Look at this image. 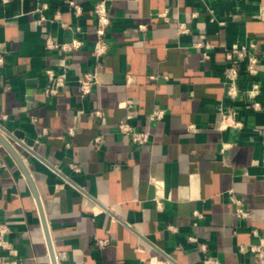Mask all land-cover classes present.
I'll list each match as a JSON object with an SVG mask.
<instances>
[{
    "label": "crops",
    "instance_id": "1",
    "mask_svg": "<svg viewBox=\"0 0 264 264\" xmlns=\"http://www.w3.org/2000/svg\"><path fill=\"white\" fill-rule=\"evenodd\" d=\"M74 1L80 15L67 0H47L39 23L38 0H0V133L39 193L57 264H205L207 256L258 264L240 247L256 241L254 229L264 236V133L257 130L264 125V56L261 110L241 98L243 128L218 126L230 104L225 48L252 39L264 52V0H111L101 83L87 96L78 81L93 66L95 0ZM48 35L84 44L72 53L49 51ZM201 39L212 45L208 58L194 47ZM48 67L65 79L54 95L45 93ZM156 107L166 115L151 122ZM122 119L149 129L151 142L136 145L120 134ZM223 141L232 143L225 152ZM1 153L0 221L11 229L13 249L0 254L53 264L31 185L11 153ZM230 193L249 217H237Z\"/></svg>",
    "mask_w": 264,
    "mask_h": 264
},
{
    "label": "built area",
    "instance_id": "2",
    "mask_svg": "<svg viewBox=\"0 0 264 264\" xmlns=\"http://www.w3.org/2000/svg\"><path fill=\"white\" fill-rule=\"evenodd\" d=\"M6 1V0H3ZM69 5L74 9L75 15H80L82 9L81 6L74 0H67ZM110 1L111 0H95L94 3V15H95V27L96 40L93 45V66L90 69L83 71L78 81V89L81 96L89 95L93 88L101 83L100 75L104 70V56L108 52L109 44L107 42L106 33L111 24L110 16ZM49 4L47 0H38L36 11L40 14L38 19L39 23L46 20L44 12L48 10ZM164 15V13H163ZM261 16L264 17V9L261 11ZM54 19L59 18L58 13L54 14ZM213 19V18H212ZM224 24V21L220 22ZM63 27L68 29H74L73 26L62 23ZM76 30H80V27H76ZM179 32L184 33L188 29L184 23H180L178 27ZM204 38V37H203ZM84 44V41L79 37H72L69 40L59 42L50 35L45 38V48L49 51H58L60 53H72L80 49ZM212 45L203 39L194 43V47L202 50L205 58L209 57L207 49ZM263 54V55H261ZM226 67L223 72V83L225 86V97L229 101V106L221 112V119L218 128L225 130L227 128L241 129L244 123L238 117V110L236 103L243 99L247 108L253 110H261L262 105L258 100V96L261 92V84L259 82L260 75V62L261 56H264V52L260 53L258 50V42L256 40H249L246 43H233L229 47L225 48ZM6 54L0 52V66L5 65ZM45 75L47 77V86L45 93L48 95L56 94L59 89L64 85L65 79L62 73L57 72L53 68H46ZM154 78V75H150ZM127 107H132V102L128 100ZM97 116L101 115V111H94ZM166 115V110L163 107H156L152 109L149 114V120L156 122L163 119ZM32 120H36L32 117ZM117 130L120 134L129 137V139L136 145L148 144L152 140V134L149 129L138 128L126 119H122L117 123ZM257 130L264 133V125L257 127ZM74 128L70 127L69 132L73 133ZM46 133V130L43 131ZM94 142L100 140V136L94 137ZM21 144V142H20ZM232 146L230 142L222 143L221 151L225 152ZM3 145L0 143V168L6 167L5 160L1 153ZM264 164V153H263ZM72 168L75 171H79L80 167L77 164H72ZM230 200L235 205L236 215L239 218L249 217V211L244 208L243 201L230 193ZM157 204L160 206L161 201L156 199ZM195 219L202 217V214L195 210ZM196 224V221L194 222ZM11 229L5 222L0 221V252H11L13 249L12 242L7 238ZM253 235L256 238L255 242L249 245L240 247V251L243 253H249L257 258L258 264H264V236H262L256 229L253 231ZM191 240H196L195 237H190ZM108 240H97L98 244H104ZM201 248L206 249L205 245H201ZM205 264H217L216 259L211 256H207L204 260ZM0 264H20V259L12 254L2 255L0 254Z\"/></svg>",
    "mask_w": 264,
    "mask_h": 264
},
{
    "label": "water",
    "instance_id": "3",
    "mask_svg": "<svg viewBox=\"0 0 264 264\" xmlns=\"http://www.w3.org/2000/svg\"><path fill=\"white\" fill-rule=\"evenodd\" d=\"M32 140H28V144H33ZM0 143L3 145V147H5L10 153L11 155L15 158V160L17 161V163L21 166V168L24 171V174L26 176V178L29 181V184L31 185V188L33 190V194L36 198V202L39 208V211L41 213V218H42V222H43V227H44V231H45V235H46V239H47V243H48V247H49V252H50V256H51V260L53 264H57V260L55 257V251L52 245V241L50 238V234H49V229H48V225H47V220L43 211V206H42V202H41V198L39 196V193L36 190L35 184L32 180V177L28 171V169L26 168V166L24 165L23 160L21 159L20 155L15 151V149L13 148V146L6 140V138L0 133Z\"/></svg>",
    "mask_w": 264,
    "mask_h": 264
}]
</instances>
